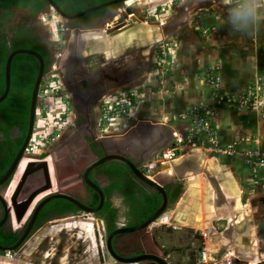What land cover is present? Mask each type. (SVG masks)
Segmentation results:
<instances>
[{
    "label": "crops",
    "instance_id": "0c3cea01",
    "mask_svg": "<svg viewBox=\"0 0 264 264\" xmlns=\"http://www.w3.org/2000/svg\"><path fill=\"white\" fill-rule=\"evenodd\" d=\"M197 6L209 14L204 16L202 26L195 28L192 12ZM231 7L232 0H185L173 19L162 24L160 29L149 31L148 22L135 20L139 25L140 39L145 37L141 36L142 29L145 28L146 36L153 43L148 49L152 60V49L163 41L160 39L170 44L168 64L173 67L163 76L151 64L149 75L135 86L107 96L109 101H116L127 92L137 95L136 102L131 105L130 112L124 119L105 126L98 110V131L102 134L100 137L122 144L130 139L137 142L139 151L142 152L141 156L137 155L142 158L139 159V163L143 164L141 170L144 171V166L150 167L148 176L162 182L167 179L165 184L170 181L178 182L173 162H159L164 149L177 142L189 141V146L177 160L190 157L192 167H202L201 173L188 177L183 184H179L182 186L179 199L168 206L164 217L149 228L152 234L154 230L160 233L157 238L152 236V246H144L146 251L167 259L170 264H184V260L174 256L173 245H179L180 241L183 246L186 242L183 239L188 237L189 232H195L202 239L205 251L219 260L218 264H226L231 260L232 264H260L263 261L259 259L262 239L259 235L257 237L259 226L254 216V204L257 197L264 199V183L259 181L260 178L264 179V171L254 174L246 163L244 154L255 148L264 152V116L260 110L242 109L228 101L230 97L264 83V25L258 30H236L227 19ZM106 30L97 33V36L101 37L98 41L110 58L116 52V43L120 46L126 35L124 38L123 35L112 38L107 36ZM154 36L155 43L152 41ZM69 39L68 36L67 41ZM125 39L128 42V37ZM208 68L218 69L221 78L218 87L207 82L205 72ZM146 80H149L148 84ZM196 107L208 109L209 116L205 130L197 138H193L194 120L185 115ZM71 115L73 120V113ZM214 146L224 149L235 146L237 152L232 157L219 158L208 152ZM157 159L156 168L154 163ZM206 172L213 177V184ZM57 182L61 184L59 180ZM14 190L9 194L10 198ZM67 192L68 190L64 193ZM62 219L65 218L50 222L56 224ZM84 221L87 225L91 224L92 229L85 230L78 225L82 223L79 221L70 223L67 227L53 229L48 234L56 236V232H71L77 228L76 230H80V239L85 237L92 240V245L97 250L96 256L93 254L96 263L115 264L112 259L107 263L102 256L104 247L100 243L97 245L94 233L97 234L98 230L94 228L93 219ZM97 225H100L99 232L102 234L101 223L98 222ZM13 227L15 229L21 226ZM132 254L138 256L142 253ZM61 261L60 264H70L63 259ZM86 261L87 264L95 263L94 260ZM86 261L77 264H86ZM0 264L26 263L17 259V253H12L10 256L0 257Z\"/></svg>",
    "mask_w": 264,
    "mask_h": 264
},
{
    "label": "flooded vegetation",
    "instance_id": "af4514ba",
    "mask_svg": "<svg viewBox=\"0 0 264 264\" xmlns=\"http://www.w3.org/2000/svg\"><path fill=\"white\" fill-rule=\"evenodd\" d=\"M88 1L90 5H92V7H89L88 9L82 12L93 9L94 7H98L95 5L93 6L95 0H88ZM114 1L117 0H107L104 4ZM126 3L114 5L107 9L87 15L83 18L74 19V20H70L61 16L56 11L54 6L49 3L48 6H46L45 8L46 10L47 8L50 7L57 12V14L63 20V23L59 24L58 30L60 32H67L66 34H68L70 38L69 41L66 42L65 44L64 53L58 57V61H59L58 72L62 77V84L64 86V89H66V91L69 93L68 98L70 100L67 101L72 106V113L74 117L73 127L69 129L70 132L63 143H56V146L54 148V154H56L57 161H59L57 163H61L63 166H65L66 165L65 161H67L68 168H70V170L72 171L78 169L79 166L86 167V169L82 174L81 173L74 174L69 177L72 178L77 175L79 179H81V182L79 184L83 182L85 183L83 176L90 166L100 162L101 160L107 157H112L115 156L116 154L121 153L130 157L134 162L139 163V161H141L139 159H142L138 157L141 156L142 152L139 151L138 148L139 146L136 142H134L133 139L132 140L130 139V141L122 144V143H115L114 140L112 139H103L100 136H99L100 138L98 137L99 131H98L97 117H99V114H97L98 112L97 110L101 109L102 104L105 101V98L110 94L119 92L128 87L135 86L137 82H139L147 75H149L152 67L151 66L152 55L150 56V54L148 53V49L153 45V43H151V41H149V38L146 36L147 32L141 33V36L145 35V37L144 39H140V35H139L140 29H139V25H137V21L132 19L127 20L123 15H120L119 18H116L117 8L126 5ZM55 4L60 8V6L56 2ZM67 4L68 3H65L63 6L66 7L65 5ZM69 8L71 7L69 6ZM80 13H76V14L65 13V14L68 16H75ZM131 16L132 15H128L129 18H131ZM115 19H116V23L113 24ZM110 23H112L114 27L113 26L110 27L109 25ZM103 27L107 28L106 34L108 37L111 36L113 38L118 35H123L122 38H124L125 35L126 37H128V42H126L125 39L126 37H125L124 39L121 40L122 44L120 46H118L116 43V47L114 48L116 52L110 58L106 56V54L104 53L105 48L98 41L100 40L101 37L97 36L98 33L97 31L98 29L102 30L101 28ZM31 29H33L34 36L37 37L38 39L40 38L39 41H43L44 43H46L45 40H43L42 36L39 35V32H37L36 28L31 27ZM92 33L95 34L92 35ZM152 41L155 43L156 41L155 36L152 38ZM154 48L155 47H153L152 51L154 50ZM88 100L91 101L90 102L91 105L93 104V114L92 112L87 113V110L85 108L87 103H89ZM93 115L95 118L90 119V117L93 118L92 117ZM1 135H2V139H0V141L3 142L4 136L2 133H0V136ZM11 135L12 138L14 137L16 138L17 130L13 129L11 131ZM94 136L99 139L102 138V140L99 142H94L91 138ZM10 148H12V146L9 143L1 146V149L3 150L1 154L2 160L7 159L9 152L8 149ZM77 151H80L79 156L73 158L71 154ZM65 153L69 154V158L68 160L61 161L60 155ZM13 161L11 162V164L13 163ZM26 163L27 161L25 162V166ZM57 163L55 162V164ZM117 163L124 164L123 162H120L118 160L110 161L105 165L97 168L95 171H93V173L90 176L91 180L96 185L101 187L104 195H105V189L113 185L115 181L117 182L119 180L118 177H116L115 180H112L110 175L106 172L105 168L116 165ZM141 169L142 167L140 168V170ZM39 173L42 174L41 176L43 177V184H44L45 182L44 175L42 172ZM144 173L147 174L146 172ZM126 174L128 181L124 182V184L126 183V185H124L123 187V193L115 190L111 193V196L108 200L110 203H112V209L115 211L114 216H112L109 212H105L104 216L103 214H101L107 202L106 195H105V204L103 208L94 217L92 216L94 218L93 221H97L101 223V226L103 227L102 230L103 231L102 234L104 235L103 238L106 240V242L112 232L125 227H130L129 223H127L129 222L130 219L135 217L139 218L144 215H147L148 212L151 211V208L154 207L159 202V200H161V205L163 203V197L161 196V194H159L155 189H152L149 186L140 183L139 180L134 176V174L130 171L128 167ZM165 181L167 182V179L166 180L163 179V182L162 181L161 182L165 185L168 196V203H169L168 206L170 207L179 199L181 195L182 186L179 185L178 182H173V181L172 182L170 181V183L165 184ZM79 184L73 183L72 187H77L79 186ZM5 185L0 186V194H3L5 192L6 190ZM91 191L92 192L90 193V196L93 197L96 192L93 191L92 189ZM67 193L77 198L73 193L70 192ZM81 202L87 207H89L88 201H81ZM54 215L55 214L51 212L49 214V217H52ZM2 219L0 220V222L2 221ZM38 220L35 224L31 236L27 239V241L30 238H32V236L36 232H38L40 228H42L46 223H48V222H46L45 224L43 223L44 224L43 225L41 224V221ZM107 220H109L110 224L107 223ZM110 226L114 227L111 232H109ZM131 226H138V225H131ZM26 227L27 226H24L23 228L18 230V232L21 233V237ZM13 228L14 227L12 225L7 223L0 230L3 229L4 231H9V230H13ZM152 236L153 234L150 233L148 229L142 234L131 236V238L124 237L119 240L117 250L121 255H128L135 252L154 255L152 254V252L148 253L149 250L146 251L145 249L146 247L149 248V246H152L154 244ZM23 246L21 247V249L23 248ZM103 247L104 250L102 252V256H104V258L106 256L109 258V260L112 259L115 261V259L109 253L107 246H103ZM5 248H10V247H5ZM20 250L18 252H20ZM11 254L12 253L0 252V255H2L3 257H7L8 255L10 256Z\"/></svg>",
    "mask_w": 264,
    "mask_h": 264
},
{
    "label": "rangeland",
    "instance_id": "374dc122",
    "mask_svg": "<svg viewBox=\"0 0 264 264\" xmlns=\"http://www.w3.org/2000/svg\"><path fill=\"white\" fill-rule=\"evenodd\" d=\"M130 1L131 2L128 1L126 5L117 8L116 18H119L120 15H123L127 20L132 19L142 23L148 22L150 24L148 25L149 31L154 28L160 29L162 24L170 22L173 19L175 13L177 12L178 8L182 6L185 2V0ZM152 1L153 3H151ZM105 2L106 1L103 0H95L93 5L100 6ZM192 14V23L193 26L196 28L202 26L201 24H203L204 22V16L209 13H204V11H202L201 8L197 6L196 9L193 10ZM197 14L201 16H197ZM128 15H132L131 18H129ZM62 23V18L57 14V12L53 8L50 7L42 11L36 18L30 17L29 10L16 9L12 11L6 21V33L9 36V40L11 39L12 35L18 31L20 26L28 25L32 28H36L37 32H39V35L42 36L43 40H45L46 44L49 46L50 50L53 53V66L51 67L49 73L45 75V78L41 85L34 136L29 146V149L27 150L24 156V160H26L27 163L30 161L49 159L52 169H54V163L59 162L57 161L56 154H54V148L56 146V143H63L70 132L69 129L73 127V120L71 115L72 106L67 101L70 100L68 98L69 93L66 91V89H64V86L62 84V77L58 72V57L64 53L65 44L66 42H68L67 38L69 36L68 34H66L67 32H60L58 30L59 24ZM114 23H116V19L113 24ZM113 24L110 23V27L113 26ZM105 27L101 28L102 30L98 29V33L107 29ZM142 31L146 32V29L143 28ZM169 42L171 43V41ZM160 43L161 41L154 48L153 60L151 61V64H153V68L158 70L159 65L155 64L157 62L159 63L158 58H156V56L159 55L158 52H160L161 49ZM163 43H165V41H163ZM163 70L165 71L164 73H166V69L163 68ZM146 81L148 84L149 80ZM48 84H50L52 88L46 87V85ZM109 100L110 99H108L107 97L105 98L104 102ZM66 119H69L70 123L62 125V122ZM98 134L99 136L102 135L100 134V132ZM51 136H54L55 140L47 144V140H52ZM0 139H2V135L0 136ZM175 144L176 143H174L173 145ZM183 146L187 148L189 146V141L183 143ZM79 153L80 151H77L75 153H72L71 155L74 158L76 156L78 157ZM46 154L48 158H43V156ZM157 163L158 159L154 163L155 166ZM147 167L144 166L143 168L144 172L146 173H148V171L150 170V167ZM41 175V173H37L36 175L29 178L28 183L23 190L21 199L28 197L36 188L43 184V177ZM57 180V174L53 170V190L40 196L35 204H37L40 200L50 194L66 192L70 189V187L73 186V183L79 184L81 182V179H79L77 175L65 180L61 184H58ZM259 181L264 183V179L260 178ZM254 205V216L259 226L257 237L259 235V238L262 239V243L260 244L259 249V259L263 260L260 264H264V199L257 197L255 199ZM88 219L92 221L93 217L91 215H86L83 212H78L77 215L68 216L67 218L56 222V224H53V221L46 223L42 228H40L38 232H36L32 236V238H30L26 242L20 252L17 253V259L26 264H60V262H62V259L66 263L77 264L82 261H86L87 259L88 261H90L92 258H94L93 260L95 262L94 255L96 256L97 250L94 249L91 239H87L85 237L83 239L79 238L80 230L71 229V232H56V236H51L48 234V232L53 229H59L61 226L67 227V225L70 223H75ZM92 223H94L93 225L95 230H98L97 236L99 235V240L100 242H102V238L100 235L101 233L99 232L100 225H97L98 222L96 221H93ZM83 224V222L79 223L80 226H82ZM24 225L25 224L23 223L21 227H16L15 229L13 228V230L18 231L23 228ZM88 226H90V224H88ZM159 233L160 232L158 230H154L153 236L157 238V236H159ZM178 240L181 239L178 238ZM183 240L185 242L183 243V246H181L180 241L179 245L176 243L175 245H173V248L175 249L174 256L181 260H184V264H199L201 262L202 254L203 252H205V246L202 242V239L198 237L195 232H189L188 237L184 238ZM210 258L213 259L212 256H210ZM94 264L98 263L95 262Z\"/></svg>",
    "mask_w": 264,
    "mask_h": 264
},
{
    "label": "water",
    "instance_id": "95a60500",
    "mask_svg": "<svg viewBox=\"0 0 264 264\" xmlns=\"http://www.w3.org/2000/svg\"><path fill=\"white\" fill-rule=\"evenodd\" d=\"M48 2L49 4L53 5L56 11L63 17L74 20V19H80L87 15H90L92 13H96L98 11L107 9L109 7H112L114 5H119L126 3L130 0H117L114 2H110L107 4L100 5L98 7H94L93 9L87 10L85 12H82L75 16H68L64 12L61 11V9L55 4L53 0H44ZM93 35V34H92ZM19 55H28L34 57L39 62V72L38 76L34 85L33 94H32V101H31V107H30V115H29V127L27 136L25 139V142L20 149L19 153L17 154L16 158L14 159L13 163L11 164L8 171L5 173V175L0 179V186L5 185L6 183H9L8 187L6 188L5 192L3 194H0V204L3 208V219L0 222V229L3 228L7 223L14 226H21L23 223L24 226H27L22 237L19 239L16 245L10 248H5L0 245V252L1 253H16L18 252L21 247L25 244L27 239L31 236L35 224L39 218V215L41 212L52 202L57 200H64L69 203H71L75 208L80 210L86 215L95 216L99 213V211L103 208L105 204V195L98 185H96L90 178L93 171H95L97 168L105 165L106 163L118 160L120 162H123L130 171L134 174V176L139 180L140 183L149 186L152 189H155L161 196L163 197V203L160 207V209L146 222H144L141 225L138 226H132V227H125L119 230H116L111 233L109 236L107 242L103 238V234H101L102 242L99 240V236L95 233L97 236V242L100 243L103 246H107V249L109 253L112 255V257L115 259V264H138L142 262H148L150 264H170L167 259H164L162 257L154 256V255H148V254H141L140 256H135L134 254H128V255H121L118 250V242L120 239L124 237H130L136 236L137 234H142L146 230H148L152 225L160 221L162 217L167 213L168 209V196L166 192L165 185L161 183V181L158 178H152L145 174L143 171L140 170L141 166L143 164L134 162L130 157L124 155V154H116L112 157H107L103 160H101L98 163L93 164L90 166L87 171L84 174V181L86 185L95 191L99 197H100V204L97 208H90L84 205L81 201H79L74 196L68 194V193H55L50 194L46 197H44L42 200H40L37 204V199L52 191L54 188L53 183V170L56 172V167L54 163V169L51 167V163L49 159H43V160H36V161H30L26 164L24 172L10 198V200L7 198V191H9V187H11V184L19 171V168L24 161V156L29 149V146L31 144V141L34 136V130L36 126V116H37V110L39 105V95H40V89L41 85L43 83V80L45 78V61L43 57L33 50H16L10 54V56L7 59L6 66H5V78H6V87L3 96L0 98V104L4 102L11 90L12 85V64L14 59ZM89 103L85 106L87 113L92 112L93 114V104L91 105V101L88 100ZM90 117V119H94V115ZM94 142H99L102 139H99L97 137H91ZM137 143V142H136ZM139 146V144H138ZM139 148V147H138ZM167 149V148H166ZM165 150V149H164ZM173 170L178 174L177 175V181L179 184H183L185 180H187L188 177H191L195 174H199L202 172V167H192L190 163V157H185L180 160H176L172 163ZM42 172L44 175L45 182L42 186L39 188H36L27 198L21 199L23 190L25 186L28 183V180L31 176ZM208 178L210 179L211 183H214L213 177H211V174L209 172H206ZM94 219V218H93ZM103 235V236H102ZM99 240V241H98ZM2 257V255H0ZM105 260L107 263H110V260L108 257L105 256Z\"/></svg>",
    "mask_w": 264,
    "mask_h": 264
},
{
    "label": "trees",
    "instance_id": "16d2710c",
    "mask_svg": "<svg viewBox=\"0 0 264 264\" xmlns=\"http://www.w3.org/2000/svg\"><path fill=\"white\" fill-rule=\"evenodd\" d=\"M54 1L66 14L80 13L89 7H92L88 0ZM65 3H68L69 5L67 4L68 6L65 5L66 7H64L63 5ZM46 6H48V3L44 0H0V98L3 96L6 87V62L12 52L26 49L39 53L45 61V75L49 73L51 67L53 66L54 59L52 51L46 43L39 41L40 38L38 39L34 36V32L31 27L27 25L20 26L18 31L12 35L10 40L6 33V21L13 10H29L30 17L36 18L42 11L45 10ZM69 6L71 8H69ZM38 72L39 62L32 56L19 55L13 61L11 90L7 99L0 104V133L4 136V141H0V178H2L5 172H7L11 162L17 156L25 142L29 127L32 94ZM13 129L17 130L16 138H12L11 131ZM8 143L12 146V148L8 149L9 152L7 159L2 160L1 154L3 150L1 149V146ZM46 157L47 154L43 156V158ZM68 158V153L60 155L61 161L68 160ZM65 164V166L61 163L56 164V174L59 182L74 174H82L86 169V167L79 166L78 169L72 171L68 168L67 161H65ZM105 170L110 175L112 180H115L116 177H118L119 180L117 182L115 181L113 185L105 189L107 202L101 214L104 216L105 212H109L112 216H114L115 211L112 209V203L108 200L111 193L115 190L123 193V187L126 185L124 182L128 181L126 174L127 167L124 164L117 163L116 165L105 168ZM8 185L9 183H7L5 187L7 188ZM68 192L73 193L80 201H88L89 207L96 208L100 203V197L96 193L93 197L90 196L92 191L84 182L79 184L77 187H72L68 190ZM160 206L161 200H159V202L151 208V211L148 212L147 215L130 219L128 222L129 225H140L146 222L158 211ZM51 212L55 215L49 217ZM78 212L80 211L71 203L64 200H57L50 203L42 211L38 221H41V224H43L53 219L77 215ZM2 217L3 209L0 204V220ZM107 223L110 224L109 220H107ZM113 228V226H110L109 231L111 232ZM20 237L21 233L18 231H4L2 229L0 230V245L12 247L17 244Z\"/></svg>",
    "mask_w": 264,
    "mask_h": 264
},
{
    "label": "built area",
    "instance_id": "2783aa9c",
    "mask_svg": "<svg viewBox=\"0 0 264 264\" xmlns=\"http://www.w3.org/2000/svg\"><path fill=\"white\" fill-rule=\"evenodd\" d=\"M163 41L160 43L161 49L160 52H158L159 55L156 56L159 61L156 65H159L160 74L165 76V74H167L173 66L168 64V59L170 58V44L166 42L163 43ZM163 68L166 69V73H164L165 71ZM205 78L212 86L218 87L221 83L218 69L208 68L205 72ZM48 85H46V87L52 88L50 84ZM137 98L138 97L135 93L127 92L122 94L116 101L104 102L100 109L103 124L105 126H111L115 121L127 117L130 112L131 105L136 102ZM228 102L242 109L260 110L264 116V83L248 88L244 93L238 96L235 95L230 97ZM212 114L213 112L210 113V115ZM189 116L194 120V134L192 137L197 138L207 127L209 111L206 108L196 107L191 110L189 114L185 115V117ZM69 123V119H66L62 122V125ZM51 137L52 140H47V144L55 140L54 136ZM185 148L186 147L183 146V142H177L175 145L168 147L162 152L159 157V162L161 164H170L174 162L182 156ZM208 152L211 155H217L219 158H228L234 156L237 151L235 146H230L225 149L214 146L209 148ZM244 158L246 163L253 169L254 174L258 175L259 171H264V152L260 149L255 148L247 151L244 154ZM210 256L212 255H210L207 251L203 252L201 264H218L219 260L216 258L211 259ZM226 264H232V260L227 261Z\"/></svg>",
    "mask_w": 264,
    "mask_h": 264
},
{
    "label": "clouds",
    "instance_id": "9594fccd",
    "mask_svg": "<svg viewBox=\"0 0 264 264\" xmlns=\"http://www.w3.org/2000/svg\"><path fill=\"white\" fill-rule=\"evenodd\" d=\"M227 19L238 31L258 30L264 25V0H232Z\"/></svg>",
    "mask_w": 264,
    "mask_h": 264
},
{
    "label": "bare ground",
    "instance_id": "6f19581e",
    "mask_svg": "<svg viewBox=\"0 0 264 264\" xmlns=\"http://www.w3.org/2000/svg\"><path fill=\"white\" fill-rule=\"evenodd\" d=\"M25 160L22 162V164H21V166H20V168H19V171L17 172V174H16V177L14 178V182H12L13 184H11V186L12 187H10V191L8 192V195H7V198L8 199H10V196H9V194L10 193H12V191L14 190V188H15V186H16V184H17V182L20 180V178H21V176H22V174H23V172H24V169H25ZM24 163V164H23ZM37 202V201H36ZM238 213V212H237ZM83 223H85V224H83L81 227H84V229L85 230H87V229H92V226H91V224H90V226H88L87 225V222H85V221H82ZM81 223V222H80ZM79 225V224H78ZM68 226V225H67ZM80 226V225H79ZM67 229V228H66ZM77 229V228H76ZM80 229H82V228H80ZM91 233V232H90ZM81 234H83V233H81ZM89 235V234H88ZM91 235V234H90ZM86 237H87V235H86ZM91 237V236H90ZM97 240V239H96ZM97 245H98V242H97Z\"/></svg>",
    "mask_w": 264,
    "mask_h": 264
}]
</instances>
